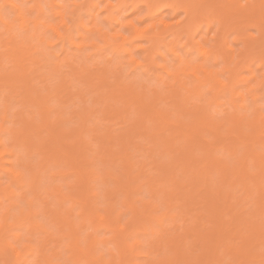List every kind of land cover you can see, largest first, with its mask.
Segmentation results:
<instances>
[{
  "label": "bare ground",
  "instance_id": "obj_1",
  "mask_svg": "<svg viewBox=\"0 0 264 264\" xmlns=\"http://www.w3.org/2000/svg\"><path fill=\"white\" fill-rule=\"evenodd\" d=\"M32 1L33 6L28 7V2L26 3L24 0H0V171L5 173L9 182L3 188L0 185V191L2 190L6 195L10 193L8 194L10 196L8 197L9 204L0 209V258L6 260L5 264H66L65 261H60L61 257L55 250L57 246L55 244L54 247L51 246L53 241L50 239L51 233L46 228L45 223L40 220L43 209H47L48 218H52L51 221H56L60 226L63 225L61 227L63 230L66 228L67 233L64 237L70 239L68 250L71 253L69 258H65L69 259L72 264H125L128 263L125 261L130 252L131 256L134 255L137 259L142 256L141 252L144 253V250H138L143 243L140 234L142 229L147 232L149 228L152 229V235L155 236L156 245L173 249L174 255L166 257L167 260H162L168 262V264H180L181 261H184L185 264H204V257L207 261L208 256L209 259L215 261L214 263L223 264L228 263L233 255L238 257L237 261L236 259L232 260L236 261L237 264H252V262L255 263L254 261H260V263L262 260L264 261V252L263 254H260L262 253L260 251L256 253L255 247L257 242L258 245L262 244L264 247V225L257 222V224H251L249 223V215L245 216L247 214L246 210L249 211L245 208L247 202H254L252 205L255 204V210L264 211V106L258 103L262 95L259 94L260 96H258L257 92L251 96L252 108H250L249 104L244 102L247 101V97L243 93H237L236 86L239 82L249 80V77H241V71L245 67H251V60L260 57V60L264 62V0H132L129 5V0H119L117 4L111 5L112 7L107 9L104 18L98 19L100 14H92L91 27L82 24L79 16H67L61 6L57 12L61 19L59 21L48 19L46 15L44 17V8L40 4V0ZM4 5L10 6L15 15L11 17L4 14L2 10ZM76 5L80 6L79 3ZM93 5L95 6L96 3ZM121 6L128 7L130 9L129 14L141 10H144V12L132 18L129 15L121 16L119 13ZM34 7H37L39 11L33 16L30 14V10ZM81 25L86 30V34L82 35V40L79 41L74 38V30H78ZM248 26H252L257 30H255L256 33L252 32L255 34L250 35L251 38L248 37L246 32ZM112 31L115 32L112 33ZM234 33L236 35L232 36ZM100 40L104 42V45L100 44ZM239 41L244 44L238 48ZM141 42L144 44H141ZM180 45L184 53L177 52ZM88 46L111 48L114 53L118 54L117 56L120 59H128L127 62L132 66L144 67L145 72H153L160 68L165 70L170 77L175 76L176 80L173 84L167 83L169 93L172 91L170 101L173 99L174 104L172 105L170 101L166 100L168 101V103L165 101L166 106L160 105L163 101L160 99L163 93L161 94L158 89L153 91L152 98L148 97L149 100H147V96L143 92H140L134 84L122 80L120 76L115 77L114 85L116 87L113 88L112 83L108 81L109 77L106 76L107 68L105 69V66H103L104 68L101 67L102 69H98L100 66H96L95 72V67L89 70L91 68H87L85 62L83 64L78 62L77 64V60L82 62L79 54ZM161 48H166L176 60H179L183 69L181 74L189 75L190 73L195 77L196 81L192 85L193 87L189 86L187 80L179 77L180 73L172 71L174 70V64L164 63L160 66L156 64L157 53L164 61L167 59L165 53L159 50ZM192 50H196L198 58H203L205 63L200 66H188L190 68L187 70L185 68L190 61L189 57L192 56ZM219 56L222 57L224 66L221 69L209 67L210 63L207 64V62L214 59L215 61L212 63V66H214V64H218ZM87 57L91 59V54H87ZM120 61L123 62V60ZM224 72H228V76L221 78L220 73ZM252 77H256V75ZM76 80L79 82L77 84H80L79 87L75 82ZM256 82L257 86L254 87L257 88L262 85L264 74L260 78L257 77ZM85 83L93 84L94 88H91V91H97L96 93L100 95H97L96 102L104 103L105 99L106 102L107 99L112 98L117 104L122 100L120 97L125 98L123 100L126 101V104L128 103L129 108L127 109L128 106L124 105V108L127 109L122 108L124 112L128 110L130 112V108L133 107V105L130 107L129 103L136 104L134 109L137 113L139 112V116L137 114L139 119L136 120V124L133 123V127L135 126L134 129L136 127L138 129L133 130V128H130V135L127 134L129 140L132 139V144H134L136 141L133 140L134 136L136 134L139 136L138 134L143 132L142 134L145 133L149 137L148 141L151 140L154 145L152 147L150 145L146 149L150 148V151L152 150L153 153L155 152L159 156L161 153L167 152L168 157L172 158L173 162L174 160L177 162V164H172L173 162L168 164L165 160L160 161L159 168L162 172L161 181L163 182H160V185L165 183L167 177H171L173 173L175 174L174 169L179 170L177 166H181L180 169L185 174L183 176L186 177V185H189L190 181V185H195V188H189L191 191L189 193H193V188L195 190L197 184L201 185V183L206 182L211 186L212 183L218 184L213 186H217V190H214L219 197L225 194V200H212L216 195L211 194L212 198L210 197V200L214 203L208 204L210 203V200H207L210 188L207 187L209 191H206V195L208 196L204 195L203 199H205L206 204L211 205L210 207L206 205L208 211H210L208 216L214 214L213 218L210 216L211 218L209 217L210 219L207 221L213 219L211 221L218 222L220 220L221 222L219 221L217 224L221 226H213L212 222L206 223L207 221L204 220L203 222V219L200 222L196 221L199 227L196 226L195 231L193 230L191 233L194 232L197 235L194 234L197 237L196 244L198 243V247H200L199 245L201 247L205 246L201 248V252L196 255L197 257L195 256L196 258H193V252L191 255L183 251L178 242L180 240L176 239L177 237L164 238V233L158 234V231L153 227V222H157L161 226L167 217H174L172 209H174L175 204L172 201V194H170L171 197L168 196L171 200L168 199L169 201L166 202L168 210L161 215H156L159 211L158 203L141 200L143 204L141 206L137 204L139 200L137 195L140 194L138 192L143 191L141 190L143 185H148L151 191L154 189L153 193L156 191L155 186L157 185L151 176L149 179L147 177V181L137 183L141 171L145 170L147 165L144 164V161L142 164L141 160L142 165H139V162L136 163L138 161V155L136 154L142 149L139 146L140 144L138 148H135L137 144L131 147L133 146L131 141H127L128 138H126L127 143L123 141L125 144L121 147L122 151L120 149L116 154V148H114V152L113 146L111 147L115 138L114 136L109 138V135H107L108 141L112 143H109L110 146L108 147H111L109 150L114 152V154L110 153L111 151L109 152L114 159L111 158V162L117 163L115 158L116 160L118 158L119 168L124 165L122 166L123 170L120 169L119 173H117L118 171L115 172L114 168L103 173L108 178V180L103 179V182L105 181L108 185L105 186L104 191L105 202L99 201L100 193L96 191V186L93 184L94 180L102 179V176L96 171L97 169L93 167V169H88L89 177L85 179L87 176L84 175V172L86 173L87 167H84L85 170L82 167L79 168L78 164H85L84 151L89 148L90 143L87 142L84 136L86 132L91 131L87 123L93 116H96V112H99L98 108L84 106L82 112H76L73 115L78 117V127L67 128L64 123L73 120L71 119L73 116L68 118L65 117L63 112L56 113V108L50 103L51 100L56 99L60 104H66L73 94L83 98L84 88L82 84ZM175 84L179 86V89ZM100 86H103V88ZM98 87L103 92L106 89L108 90L109 87L110 92L107 91L109 96L106 92V95L102 91L99 92ZM206 87L212 93L208 105L219 104L221 103L220 98L226 97L231 105L234 108L236 107L235 113L232 114L233 112H231L230 116L227 115L228 117H225L226 119L221 118L222 120H217L214 115H210L205 109V104L201 103L202 100L197 99V97L204 96L203 90ZM254 87L251 89L255 90ZM119 95L121 96L119 97ZM117 96L119 101L116 98ZM193 97L196 100H194L195 98L192 99ZM236 98L243 100L242 103H244H236V100H238ZM16 100L25 105L24 109L14 106L13 101ZM125 101H123L124 104ZM180 101H185V103L183 102L185 106L182 103L184 107L180 106ZM111 104L113 106L115 102H110V105L107 103L106 108L104 107L106 111H102L110 114L111 108H113V114L119 113V110V112L115 110L116 106L110 107ZM168 104H171V106ZM237 107H240V109H237ZM114 110L116 113H114ZM113 114L111 112L112 116ZM126 116L125 118H127ZM131 130H137V133L131 134L133 132ZM139 130H142V132H138ZM127 135L122 136V138L128 137ZM142 137L140 136V138ZM70 139H73V141H70ZM148 141L146 142L151 144ZM119 143H122V140ZM127 144H131V146L129 145L123 150V147ZM155 144L159 145L160 150L157 147V150L155 149ZM130 147L136 150L140 149L133 153L132 150L129 152ZM127 148H129L128 152H125ZM161 148L164 150H161ZM130 153L131 155L133 153V155L131 156ZM220 154L223 156L222 158ZM223 154L229 156L234 162L230 164L231 161L226 160L228 159L227 156L224 159ZM36 155H40V160H34ZM133 157L136 158V161ZM62 161L70 165L71 169L68 172L63 169L51 171L50 177L53 179L57 177L64 178L70 174H75V182L68 184L69 191H65L62 185L59 184L46 187V190L51 187L57 197L56 207L60 206L58 209L46 207V202L42 207L36 205L35 199L43 186V172L49 169L51 164L58 165ZM85 165L87 166V164ZM251 166L257 168V172L253 171L255 169H252ZM215 169L218 177H220L219 180L213 177ZM174 178L172 180L175 181L177 178ZM209 178L213 179L212 183H208ZM155 180L158 182L159 178ZM108 182L112 183L113 186H110ZM153 182L154 185H152ZM177 182L175 181L176 184H179ZM185 183L180 182V186ZM0 184H2L1 181ZM183 185L181 186L182 189L188 187ZM220 185L223 190L219 188ZM235 185L239 186V190H242L246 195L244 197L249 199L245 202L246 204L242 202L235 203L234 206L239 205L238 210H236V206L235 209H232L231 206L233 205L229 202L233 196L236 198L235 195L230 193L234 192ZM198 187L200 190V186ZM74 189L77 190V193L74 192ZM29 192H32V196L28 195ZM120 194H123L121 203L125 210H120L117 207L121 199H118L121 196ZM235 198L232 199L235 200ZM251 198L252 200H250ZM67 201L71 203L69 208H65L64 205ZM163 201H166L165 198ZM220 201L223 203H220ZM218 205L223 207L227 205L229 209L221 206L219 208ZM78 206L80 207L79 222L74 219V209ZM212 207L214 208L213 212H211ZM224 209L228 210V214H230L229 210L237 211L233 212L235 217L231 216L229 218L231 222L227 218H223L225 216L223 214L227 213ZM125 211L129 212L130 215L125 222L120 223L122 213H125ZM254 213L256 214V211ZM216 218L219 220H215ZM223 219L229 222H225ZM201 222L207 224L204 226L201 224L203 231L200 230L202 229ZM242 222L247 227L243 226ZM147 223L150 225L148 226ZM237 223L242 226L239 225V228ZM233 224L238 226L237 231L231 227L234 226ZM235 226L234 228H236ZM243 227L245 228L243 229ZM205 228H208L206 232ZM103 229L106 232H112V235L109 237L98 236ZM187 232L189 233V231ZM40 233L42 235H38ZM230 233L233 234L234 238L237 237L236 233L240 234L238 237L241 239V245H237V242H234L236 244L234 245L233 242H230V240L233 241L232 239L225 241L227 239L226 234L230 235ZM135 236L137 238H134ZM130 238H133L132 240L136 239L132 245L129 244ZM109 244H114L119 253L116 254L113 250L109 251L110 255L105 253L102 247ZM49 250L53 252L51 251L50 254L48 253ZM153 250V246L150 245L147 252L143 254L144 257H150ZM226 250H229L228 252L232 256L228 253V256H231L229 259L226 256L229 261L223 262V259H225L223 256L227 255L225 254ZM10 257L13 259L12 263L8 261ZM139 259L141 260V258ZM137 261L134 264H137ZM208 263L210 264V262ZM235 263L232 262V264Z\"/></svg>",
  "mask_w": 264,
  "mask_h": 264
},
{
  "label": "rangeland",
  "instance_id": "obj_2",
  "mask_svg": "<svg viewBox=\"0 0 264 264\" xmlns=\"http://www.w3.org/2000/svg\"><path fill=\"white\" fill-rule=\"evenodd\" d=\"M27 4H28V7L29 6H33L32 4H33V1L32 0H24ZM118 1L119 0H40V4L43 6V8H44V17H45V15H46V17L48 18V19H51V20H55V21H59L60 19H61V17L57 14V12H58V10H60V6L61 7H63V9L65 10V13H66V15L67 16H72V15H76V16H79L80 18H81V22H82V24H84V25H88V27H91L92 25V20H93V15H98V14H100V17H98V19L99 18H104L105 16H106V12H107V9L108 8H110V7H112L111 5H115V4H117L118 3ZM132 0H129V3H128V5L130 4V2H131ZM77 3H79L80 4V6H77L76 4ZM94 3H96V5L94 6L93 4ZM96 8V9H95ZM2 10H3V12H4V14H6V15H9V16H14L15 14H14V12H12L11 11V7L10 6H8V5H4L3 7H2ZM38 9H37V7H34V9H31L30 10V14L31 15H36L37 13H38ZM144 12V10L142 11H138V12H133V13H131V14H129L130 13V9L128 8V7H122L121 6V11L119 12L120 13V15L122 16V15H129V17L130 18H132V17H136V16H139V15H141L142 13ZM93 14V15H92ZM120 17V16H119ZM67 19H70V18H67ZM95 21V20H94ZM145 26H146V24H145ZM249 28H247V35H248V37L249 38H251L250 37V35H253V34H255L256 33V28H254V27H252V26H248ZM246 30V29H245ZM256 30V31H255ZM87 32H89V31H87ZM115 31H112V33H114ZM252 32H255V33H252ZM84 34H86V30L84 29V27L81 25L80 27H79V29L77 30V29H75L74 30V38L76 39V40H79V41H81L82 40V35H84ZM236 34L234 33V35H232V36H235ZM232 36H231V39H232ZM230 38V37H229ZM243 41V40H242ZM240 42L239 41V43L237 44V47L239 48V47H242L243 46V42ZM250 41V40H249ZM100 42V44L101 45H104V42L102 41V40H100L99 41ZM141 44H144L143 42H141ZM242 44V45H241ZM182 45V44H181ZM181 45L177 48V52H179V53H184V51L181 49ZM161 52H163V53H165V55H166V61H164L163 59H162V57L157 53L156 54V64L158 65V66H160V65H163L164 63H168V64H174V67H173V69L174 70H172V71H174L175 73H180V75H179V77H181V78H183V79H185V80H187V83L189 84V86L191 85H194V83H195V77L193 76V75H191L190 73H189V75H185V73L184 74H181L182 73V71H183V69H182V67H181V64H180V62H179V60H176L175 58H174V56H173V54H171L170 52H168L167 51V49L166 48H161V49H159ZM70 50L68 49V52H69ZM83 52L81 53V54H79L80 55V57L82 58V62H81V60H77V64H78V62H79V64L80 63H82L83 64V62H85V66L87 67V68H91V69H89V70H92V68L93 67H95V72H96V66L97 67H99L98 69H102L101 67H103V66H105V69L107 68V72H106V76H108L109 77V83H112L111 85H113V88L114 87H116L115 85H114V82H115V77L116 76H120L121 78H122V80H125L126 82H128V83H132V84H134L135 86H136V88L140 91V92H143V94H145L146 96H147V100H149V98L148 97H151V96H153V91H155L156 89H158L160 92H161V100H163V101H161L160 103V105H163V106H166V104L168 103V101H170L171 100V92L172 91H170V93H169V90L167 89V83L168 84H173L174 82H175V76L174 77H170L169 75H168V73L165 71V70H163V69H156L155 71H151V72H145L144 71V67H135V66H132V65H130V63L129 62H127L128 61V59L126 60V59H120V57L119 56H117L118 54H116V53H114L113 52V50L111 49V48H99V47H92V46H88L87 48H84V50H82ZM77 52V51H76ZM192 52L193 53H191L192 54V56H190L189 57V62L186 64V68L185 69H189L190 67H188V66H193V65H198V66H200V65H202V64H204L205 62V60L203 59V58H198V52L196 51V50H192ZM71 54H72V52H70ZM87 54H91V59H89L88 57H87ZM139 56H143V55H139ZM81 58H79V59H81ZM219 58V62H218V64H214V66H212V63L215 61L214 59H210L208 62H207V64H209L210 63V65H209V67H215V68H219V69H221L222 68V66H224V62H223V60H222V57L221 56H219L218 57ZM257 58V59H256ZM256 58H254L253 60H251V63L252 64H250L251 65V67L249 66V68H244V69H242V71H241V77H249V80H246L245 82H239L238 83V85L236 84V86H237V93H239V94H241V93H243L247 98V101H244V102H246L247 104H249V107L250 108H252V104H251V96H253L252 94H254L255 95V93H257L258 94V96H260L259 94H261L262 95V97L260 96V99L258 100V103L260 104V105H262V106H264V99H263V95H264V82H263V84L262 85H260V86H258L257 88L256 87H254L256 84H257V77L258 78H260L261 76H262V74H264V62L262 61V60H260V57H256ZM120 60H123V62L122 61H120ZM120 63H119V62ZM76 62V61H75ZM118 62V63H117ZM260 64H261V66H260ZM121 65V66H120ZM118 66V67H117ZM85 67V68H86ZM69 68V67H68ZM104 68V67H103ZM67 69V68H66ZM101 71V70H100ZM106 71V70H105ZM94 72V71H93ZM94 72V73H95ZM98 72V71H97ZM187 73L189 72V71H186ZM253 74V75H252ZM261 74V75H260ZM254 75H256V77H252V76H254ZM260 75V76H259ZM228 76V72H224V73H220V77L221 78H226ZM106 79H108V78H106ZM117 79V78H116ZM79 80V79H78ZM78 80H76L75 82H76V84L77 83H79L78 82ZM80 81V80H79ZM107 81V80H106ZM55 82V81H54ZM85 82H87V81H85ZM108 84V83H107ZM78 85V87H79V85L80 84H77ZM109 85V84H108ZM129 85H131V84H129ZM176 85V84H175ZM82 86H83V88H84V94L82 95V97L83 98H81L80 96H76L75 94H73L72 96H71V98H70V100H69V102L68 103H66V104H60L59 103V101H57L56 99H54V100H51L50 101V103H51V105H53L55 108H56V113H58V112H63L64 113V115H65V117H68L69 118V116H73L76 112L77 113H80V112H82V108L84 107V106H86V107H88V108H90V107H94V108H98L97 110L99 111V112H96V116H93L92 117V119H90V121L87 123V126L88 127H90L89 129H91V131H89V132H86L85 133V138H86V140H87V142H89L88 144H89V148L87 149H85V151H84V153H85V157H84V159H85V164H87V166L85 165V164H78V167L79 168H83V169H85L84 167H87V170H86V173L84 172V175L85 176H87L85 179H88V177H89V171H88V169H90V168H95V169H97L96 171H98V174L100 175V176H102L101 178L102 179H97L96 181L94 180L93 181V184L96 186V191L98 192V193H100L99 195V201L100 200H102L101 202H103L105 199H104V191H105V189H106V187L105 186H108V185H106V183H105V181L103 182V179H106V180H108V178L106 177V176H104L105 174H103V173H105L106 172V170L108 171V169L109 170H113V168H114V170H115V172H117V173H119L121 170H123V168H122V166L124 165H121L120 166V168H119V161H117V160H119L118 158H117V160H116V158H115V162H117V163H114V161H112L111 162V160L113 159L112 158V156H110V153H113L114 154V152H115V150L117 151L116 152V154H118V152L120 151V149H121V147H122V145H124L125 144V142L127 143V141H131V140H129V136L128 135H130V133H129V130H130V128L132 129L133 128V130H135V129H138L137 127L134 129V127H133V123H135L136 122V120L137 119H139V118H137L138 116H139V112L137 113V111L134 109V106H136V104H133V103H129V105H130V107L133 105V107H131L130 108V112H124L123 111V109L124 110H127L128 108H129V106L126 104V101L125 100H123V99H125V98H121L120 96L121 95H119V97H120V99H122L123 101H125V104H124V102L122 101V100H120V102L118 103L117 102V104H116V101L115 100H113L112 98H110V99H112V100H110V99H107V103L110 105V102H115V104L112 106V104H111V106L110 107H115L116 106V108H115V110H116V112H119V113H116L115 112V110H114V113H116V114H113V108H111L112 110H111V112H112V114H113V116L111 115V112H110V114L108 113V114H106L104 111H106V109L104 110V107L105 106H107L106 104V102H105V100H104V103L103 102H101V103H99V102H96L97 100H95L98 96H100V95H98L96 92L97 91H94V90H92L91 91V88H94V86H93V84L91 85V83L89 84V83H85L84 85L82 84ZM92 86V87H91ZM110 86V85H109ZM177 86V88L179 89V86L178 85H176ZM175 86V87H176ZM252 86V87H251ZM257 86V85H256ZM101 88H103V86H100ZM100 87H98V90H99V88ZM104 87H106V86H104ZM193 87V86H192ZM256 88L255 90H252L251 88ZM249 88H250V90H249ZM106 89V88H105ZM116 89V88H115ZM117 89H119V88H117ZM205 90H203L204 91V96L202 97V96H200V97H197V99L198 100H202L201 101V103L202 104H205V109H207V111H208V113L210 114V115H214L216 118H217V120L218 119H221V118H225V117H228L227 115H229V114H231V112H233L232 114H234L235 112L234 111H236V107L234 108L232 105H231V103L229 102V99L228 98H226V97H221L220 98V102L221 103H219V104H211V105H208V102H210L209 101V99L211 100V97H212V93H210L209 91H208V88L206 87V88H204ZM97 90V89H96ZM108 90H109V92H110V88L108 87ZM107 89H106V91H102L101 89L99 90V92L100 91H102L103 93H104V95H106L108 92ZM111 90H112V87H111ZM166 90V91H165ZM167 90H168V92H167ZM253 91V93H252V91ZM86 91V92H85ZM251 91V92H250ZM101 92V93H102ZM105 92H106V94H105ZM121 92V91H120ZM119 92V93H120ZM123 92V91H122ZM102 93V94H103ZM124 93V92H123ZM183 93V92H182ZM184 93H185V91H184ZM249 93H251L250 95H249ZM96 94V95H95ZM101 94V95H102ZM122 94V93H121ZM75 95V96H74ZM98 95V96H97ZM104 95H102V96H104ZM108 96H109V93L107 94ZM101 96V97H102ZM108 96H107V98H108ZM165 96V97H164ZM168 96V97H167ZM105 97V96H104ZM104 97H103V99H104ZM119 97L117 96L116 98H117V100L119 101ZM74 98V99H73ZM85 98V99H84ZM106 98V97H105ZM115 98V99H116ZM152 98V97H151ZM164 98H165V100H164ZM167 98H169V99H167ZM195 97H193L192 99H194ZM98 99V98H97ZM101 99V98H100ZM103 99H102V101H103ZM228 99V100H227ZM236 99H238V100H236V103H242V101L243 100H241V99H239V98H236ZM245 99V100H246ZM166 100H168V101H166ZM181 100V99H180ZM184 100V99H183ZM194 100H196V98L194 99ZM197 100V102L199 103V101ZM96 103H95V102ZM98 101H100V100H98ZM109 101V102H108ZM165 101L167 102V103H165ZM14 102V106H16V107H18V108H21V109H24V107H25V105H23V103H21V102H18L17 100L16 101H13ZM127 102H129V101H127ZM173 102V99H172V101H170V103L173 105L174 104V102ZM181 102V101H180ZM185 103V101H182L181 102V105L180 106H182V103ZM191 102V101H190ZM193 102V101H192ZM204 102V103H203ZM243 102V103H244ZM183 103V104H184ZM196 103V102H195ZM197 103V104H198ZM201 103H199V104H201ZM242 103V104H243ZM171 104H168V105H170L171 106ZM201 104V105H202ZM108 105V106H109ZM124 105H127L126 107H127V109L126 108H124L125 106ZM187 105H189V104H187ZM201 105H199V106H201ZM237 105V104H236ZM241 105V104H240ZM184 106H185V104H184ZM184 106H182V107H184ZM238 106H239V104H238ZM120 108V109H118V108ZM190 107V106H189ZM106 108V107H105ZM123 108V109H122ZM137 108V107H136ZM91 109H93V108H91ZM107 109H108V107H107ZM122 109V110H121ZM187 109V108H186ZM237 109H240V107H237ZM102 110H104V111H102ZM119 110V111H118ZM108 111V110H107ZM176 111V110H175ZM263 111H264V108H263ZM109 112V111H108ZM98 113V114H97ZM118 114V115H117ZM137 114H138V116H137ZM54 115H56V114H54ZM115 115H117V116H115ZM126 115H128L129 117H127ZM125 116L127 117V118H125ZM230 116V115H229ZM70 117V118H71ZM215 118V119H216ZM71 119H73V120H70V121H68V122H66V123H64V126L65 127H67V128H70V127H74V126H77L78 127V117H74L73 116V118H71ZM185 119L186 120H188L187 119V117H185ZM226 119V118H225ZM125 120H128V121H125ZM185 120V121H186ZM222 120V119H221ZM90 124V125H89ZM136 124V123H135ZM138 125V124H137ZM136 125V126H137ZM93 127V128H92ZM133 130H131V132L133 131ZM137 131V130H136ZM136 131H133L131 134H133L134 132H136ZM111 133V135H110V133ZM138 132H142V130H139ZM129 133V134H128ZM137 133V132H136ZM143 133V132H142ZM142 133H139L138 135L139 136H137V134L134 136L135 138H133V140L135 141H133L134 142V144L136 145H134V144H132V141H131V144L133 145V146H131V144H129L131 147H134L135 146V148L137 147L138 148V145L142 148L139 152H137V150H139V149H135V148H131V149H129V148H127V151H125V152H128V149H129V152H130V150H132L133 151V153H136L137 152V154L136 155H138L137 157V160L138 161H136V158H134L135 160L134 161H136V163H138L139 162V165H142L143 164V161H144V164L146 163L147 165H146V167H145V170H142L141 171V174H140V178H139V181L137 182V183H141V182H143V181H147L149 178H151L152 177V179L154 178V181H155V184L157 183V185L155 186L156 187V191L153 193V191H154V189H153V191H151L150 190V187L148 186V185H143V187H141L142 189L141 190H143V191H140V192H138V193H140L139 195H137V198L139 199L138 200V202H137V204L139 205V206H141L142 204H143V202L142 201H153L154 203H158L157 205H159L158 207H159V211H157V213H156V215L157 214H159V215H161V214H163L164 212H166L168 209H167V206L166 205H168V204H166V202L167 201H169L168 199H170L171 200V196H170V194H172L173 196H172V198H173V203L175 204L174 206V209H172V214L174 215V217H167L166 219H165V222H163V224L161 225V226H159L158 225V223L157 222H153V227L155 228V230L156 231H158V234H163L164 233V238H168V239H172L173 237L174 238H176L177 240H180V241H178L179 242V244L181 245V247H182V249H183V251H186V253L187 254H191L192 255V252H193V258H196L197 256L196 255H199V253L201 252V248L203 247H201V245H199L200 247H198L197 246V244H196V241H197V235L193 232V233H191L193 230L195 231V227L197 226V227H199V224H197L196 223V221L198 220L199 222H200V220L202 221V219H203V222H204V220H208V219H210L213 215H211L210 214V216H208V214H209V212L210 211H208V207L207 206H209L208 204H213L214 202H211V200H210V197L212 198V196H211V194L212 195H216V191L215 190H217V186L216 187H214L213 185H218V184H214V183H212V181H213V179L212 178H209L207 181H208V183H212L213 185L211 186L210 184L208 185V184H206V182L205 183H201V185H199V184H197L196 186H197V188L194 190V188H195V185L194 186H192V184L190 185V182H189V185L187 184L186 185V183H185V179H186V177H184L185 176V174L184 173H182V169H180V168H182L181 166H177L178 167V171H176V169H174L175 171V174L173 173L172 174V176L173 175H176V176H171L172 177V179L175 177V178H177L175 181L177 182V180H178V182L177 183H179V184H176L175 183V181L174 180H172L171 179V177H167L166 179H165V185L163 186L162 184V187H161V185H160V182H162L161 180H162V172H161V170H160V168H159V163H160V161H162V160H165V161H167L168 162V164L169 163H172L173 161H172V158H169L168 157V153L167 152H164V153H161V155L159 156L158 154H156L155 152L153 153V151L151 150H149V149H146V148H148V146H150V147H152V143H151V140L150 141H148L149 140V137L144 133V134H142ZM128 134V135H127ZM135 134V133H134ZM107 135H109V138H111V136H114V140H113V142H114V144H112V143H110L109 141H108V137H107ZM125 135H127L128 137H123L122 138V136H125ZM142 135H143V137H142ZM140 136L142 137V138H140ZM131 137H133V136H131ZM126 138H128L127 139V141H126ZM113 139V138H112ZM111 139V140H112ZM146 139V140H145ZM120 140H122V143H123V141H125L123 144L122 143H119L118 144V142H120ZM70 141H73V139H70ZM74 141H75V139H74ZM107 141H108V143H107ZM146 141H148V142H150L151 144H148ZM136 142H138V143H136ZM140 142V143H139ZM68 143H69V139H68ZM109 143L110 144H112L111 145V147H112V149L114 150V148H116L115 150H114V152H113V150L111 151V150H109V149H111V147H108V146H110L109 145ZM129 143V142H128ZM117 145V146H116ZM129 145L127 144V145H125L124 147H123V150H124V148H126V147H129ZM105 146H106V148H105ZM120 146V147H119ZM154 146V145H153ZM159 146V145H158ZM158 146H157V144H155V149L157 150V148H158ZM88 147V146H87ZM157 147V148H156ZM154 148V147H153ZM134 149L136 150L135 152H134ZM87 150V151H86ZM109 150V151H108ZM154 150V149H153ZM158 150H160V147L158 148ZM161 150H164L163 148H161ZM104 151V152H103ZM105 151H106V153H107V155H106V153H105ZM111 151V152H110ZM121 151H122V149H121ZM131 151V152H132ZM155 151V150H154ZM88 152V153H87ZM110 152V153H109ZM133 153H132V155H133ZM147 155H146V154ZM220 153V152H219ZM219 153L217 154L218 156H219ZM222 153V152H221ZM102 154V155H101ZM120 154H121V152H120ZM119 154V155H120ZM112 155V154H111ZM118 155V156H119ZM122 155V154H121ZM130 155H131V153H130ZM131 155V156H132ZM146 155V156H145ZM152 155V156H151ZM158 155V156H157ZM224 156H225V154H223ZM104 156V157H103ZM149 156V157H148ZM220 156H221V158L223 157L221 154H220ZM227 156V155H226ZM226 156L224 157V159H226ZM103 157V158H102ZM109 157V158H108ZM153 159H152V158ZM40 155H36V156H34V160H40ZM107 158V159H106ZM112 158V159H111ZM227 158L228 159H226L227 161L228 160H230L231 162H229L230 164L231 163H233L234 162V160L232 161L231 160V158H229V156H227ZM105 159V160H104ZM110 159V160H109ZM155 159V160H154ZM114 160V159H113ZM140 160H141V162H142V164L140 163ZM153 160V161H152ZM81 161V160H80ZM148 161V162H147ZM164 161V162H165ZM94 162V163H93ZM93 163V164H92ZM111 163H114V164H111ZM121 163V162H120ZM89 164V165H88ZM116 164V165H115ZM119 164V165H118ZM172 164H177V162H175V160H174V162L172 163ZM114 165V166H113ZM138 165V164H137ZM252 167V166H251ZM250 167V168H251ZM92 168V169H93ZM118 168V169H117ZM174 168H176V167H174ZM255 169V167H252V169ZM60 169H63V170H67L66 172H68V170H70L71 168H70V165H68L65 161H62L60 164H58V165H53V164H51L50 166H49V169H47L46 171H44L43 172V177H44V180L42 181V189L40 190V192L38 193V196H37V198L35 199V202H36V205H38V206H43V205H45V202H46V207H49V208H59L60 206H57L56 207V204H57V202H58V199H57V197L55 196V194L53 193V190H52V188L51 187H49L48 188V190H46V187L47 186H51V185H55V184H59V185H62V187H63V189L65 190V191H69V187H68V184H70V183H74L75 182V180H76V175L74 174H70V175H68V176H66V177H64V178H60V177H57V178H51L50 177V173H51V171H56V170H60ZM82 169V171H84ZM121 169V170H120ZM251 169V170H252ZM257 169V168H256ZM253 170V171H256L257 172V170ZM49 170V171H48ZM88 171V172H87ZM252 171V172H253ZM140 172V171H139ZM139 172H137V173H139ZM150 172V173H149ZM215 172H216V169H215ZM214 172V176L213 177H215L217 180H219L220 179V177H218V174H217V172L215 173ZM147 174V175H146ZM148 174H150V175H148ZM107 175V174H106ZM166 175V174H165ZM184 175V176H183ZM145 176V177H144ZM151 176V177H150ZM104 177V178H103ZM106 177V178H105ZM143 177V178H142ZM147 177H148V179H147ZM164 177V176H163ZM166 177V176H165ZM164 177V178H165ZM91 178V177H90ZM156 178H159V180H157L158 182H156ZM164 178H163V180H164ZM174 178V179H175ZM179 178H181V179H179ZM214 178V179H215ZM219 178V179H218ZM145 179V180H144ZM168 180V181H167ZM202 180V179H201ZM217 180H215V181H217ZM0 181H1V183L2 184H0V185H2L1 186V188H3V187H5V185L6 184H8L9 182H8V177L5 175V173L4 172H2V171H0ZM166 181H167V183H166ZM172 181H174L173 183H175V184H173V183H171ZM182 182V183H185L184 185H186V186H188L187 188L186 187H184L185 189H182V185L183 184H181V186H180V182ZM214 181V182H215ZM186 182H188V181H186ZM201 182V181H200ZM203 182V181H202ZM218 182V181H217ZM109 183V185L110 186H113V184L111 183L110 184V182H108ZM163 183V182H162ZM216 183V182H215ZM221 183V182H220ZM219 183V184H220ZM203 184H205V185H203ZM152 185H154V182H153V184ZM159 185H160V187H159ZM181 187L180 189H178L179 187ZM183 185V186H184ZM208 185V186H207ZM222 185V184H221ZM221 185L219 186V188L221 189L222 187H221ZM169 186V187H168ZM198 186H200V190H199V187ZM204 186V187H203ZM223 186V185H222ZM15 187V186H14ZM154 187V188H155ZM165 187V188H164ZM175 187V188H174ZM178 187V188H177ZM191 187H194L193 188V193H189V192H191L190 190H189V188H191ZM207 187H209L210 188V192L208 193V195H206L207 193H206V191H209L208 190V188ZM224 187V186H223ZM16 188V187H15ZM169 189V190H168ZM215 189V190H214ZM162 190V191H161ZM173 190V191H172ZM186 190V191H185ZM189 190V191H188ZM198 190H199V192H198ZM202 190V191H201ZM222 190H223V188H222ZM18 192H19V190H17ZM170 191H172V192H170ZM231 191V190H230ZM233 191L234 192H230V193H232L233 195H235L236 196V198L233 196L232 198H235V200H233L232 198L229 200V202H231L232 203V205L233 206H231L232 207V209H235V206H236V210H238L237 208H238V206L237 205H235L234 206V204L235 203H240V202H242V203H245V202H247L249 199H246V197H244V196H246L245 195V193L244 192H242V190H239V186H237V185H235V187L233 188ZM74 192L75 193H77V190L76 189H74ZM170 192V193H169ZM175 192H177V193H175ZM201 192V193H200ZM137 193V194H138ZM224 193V192H223ZM8 194H10V193H7V195L1 190L0 191V209H3L4 207H6V205H8L9 204V198L8 197H10ZM165 194V195H164ZM244 194V195H243ZM28 195H30V196H32V192H29L28 193ZM103 195V196H102ZM121 196H119V198L118 199H120V201H119V203H118V205H117V207H118V209H120V210H125V209H123V205H122V203H121V200H122V198H123V194H120ZM198 195V196H197ZM208 196V198H207V200L209 199L210 200V203H208V204H206V201H204L205 199H203L205 196ZM154 196V197H153ZM163 196V197H162ZM168 196H170V197H168ZM189 196V197H188ZM193 196V197H192ZM204 196V197H203ZM140 197V198H139ZM166 197H168V198H166ZM178 197V198H177ZM238 197V198H237ZM101 198V199H100ZM165 198V202L163 201V199ZM243 198V199H242ZM162 199V200H161ZM196 199V200H195ZM202 199V200H201ZM217 199H221V200H225V194H222V196L221 197H219L218 195H216V196H214L213 198H212V200H217ZM237 199H239V201H237ZM142 200V201H141ZM208 200V201H209ZM250 200H252V198L250 199ZM171 201V202H172ZM100 202V203H101ZM105 202V201H104ZM228 202V203H229ZM251 202V201H250ZM163 205H162V204ZM189 203V204H188ZM220 203H223V202H221L220 201ZM238 203V204H239ZM254 203V202H253ZM252 202L251 203H249V202H247V204H246V206H245V208L246 209H249V211L247 212V210H246V213L247 214H245V216H247V215H249L248 217H250V222L249 223H251V224H263L264 225V211L262 212V211H260V210H255V207L256 206H254V205H252L253 204ZM103 204V203H102ZM102 204H101V206H102ZM195 204V205H194ZM199 206H198V205ZM204 204V205H203ZM217 204V203H216ZM227 204V203H226ZM244 204V205H245ZM65 208H69L70 207V205H71V203L69 202V201H67V202H65ZM104 205V204H103ZM207 205V206H206ZM222 205V204H221ZM220 205V206H221ZM229 205H230V203H229ZM203 206V207H202ZM211 206V205H210ZM209 206V207H210ZM219 206V205H218ZM220 206H219V208H220ZM221 207H223V206H221ZM227 208V207H229V206H224L223 208ZM176 209V210H175ZM205 209V210H204ZM213 207H212V211L211 212H213ZM227 209H229V208H227ZM225 210L224 209V211L226 212L227 211V213H225V214H223V215H225L223 218H227V220H229L230 221V219L229 218H231V216H234L235 214H233V212L234 211H236V210H229V213L230 214H228V210ZM47 210V209H46ZM45 209H43V211H42V215L40 216V220L43 222V223H45V225H46V228L50 231V233H51V236H50V239H52L53 241H52V243H51V246H53L54 247V244L57 246V248L55 249V250H57V253H59L58 255L61 257V259H60V261H65V263L66 264H69V259H66L67 257L69 258V254L71 253L70 252V250H68V248H69V238L68 237H64L66 234L65 233H67V231H66V228H65V230H63L61 227L63 226H60L56 221L54 222V221H51V219L52 218H48V212L46 211ZM211 210V209H210ZM44 211H45V213L47 214V216H46V214L44 213ZM79 211H80V207L78 206L76 209H74V219L77 221V222H79L80 221V218H79V216H78V213H79ZM127 211V210H126ZM125 211V213H122V221L120 222V223H123V222H125L126 220H127V218H128V216L130 215L129 214V212L127 213ZM223 211V210H222ZM253 211V212H252ZM256 211V214L254 213ZM237 212V211H236ZM176 213V214H175ZM252 213H253V215H252ZM202 214V215H201ZM205 214H206V216H205ZM233 214V215H232ZM200 215V216H199ZM229 217H228V216ZM257 215V216H256ZM201 217V218H200ZM210 217V218H209ZM216 217V216H215ZM235 217V216H234ZM252 217V218H251ZM213 218V217H212ZM218 218H216L215 220H217ZM225 219H223L225 222H229V221H226ZM211 220H213V219H211ZM205 221L206 223H208V222H212L211 224L213 225V226H216V225H218L219 226V224H217V223H219V221L218 222H213V221ZM197 221V222H198ZM233 221H235V220H233ZM239 222H240V220H238ZM203 222H201L200 223V225L202 224L203 226L204 225H207V224H204ZM221 222V221H220ZM231 222V221H230ZM237 222V221H236ZM244 222V221H243ZM242 222V223H243ZM257 222V223H256ZM262 222V223H261ZM195 223H196V225H195ZM213 223H216V224H213ZM233 223V222H232ZM241 223V224H242ZM221 224V223H220ZM226 224H228V223H226ZM234 224H236V223H234ZM233 224V225H234ZM147 225L149 226L150 224L149 223H147ZM201 225V228L203 227ZM230 225V224H229ZM237 225L239 226L240 225V223L238 224L237 223ZM235 226L236 228H234V226H231V227H233V229H235L236 231L238 230L237 228H238V226ZM209 226V225H208ZM208 226H206V227H208ZM213 226H211L212 228H213ZM217 226V227H218ZM221 226V225H220ZM219 226V227H220ZM240 226H242V225H240ZM240 226H239V228H240ZM243 226H245V227H247L244 223H243ZM210 227V226H209ZM245 227H243V229L245 228ZM214 228H216V227H214ZM264 228V227H263ZM197 229H199V228H197ZM206 229H208V228H205L204 230H205V232L207 231ZM210 229V228H209ZM217 229V228H216ZM215 229V230H216ZM91 231H92V229H90ZM200 230H202L203 231V228L202 229H200ZM210 230H212V229H210ZM210 230H208V231H210ZM247 230V228L245 229V231ZM187 231H189V233H190V235H189V233L187 232ZM213 231V230H212ZM197 232H198V230H197ZM196 232V233H197ZM232 232H233V230H232ZM188 233V234H187ZM235 233V232H234ZM84 234V233H83ZM194 234L196 235V236H194ZM38 235H42L41 233L40 234H38ZM112 235V232H106V230H102V231H100L99 232V235L98 236H100V237H103V236H105V237H109V236H111ZM167 235V236H166ZM188 235V236H187ZM226 235H227V237H226ZM225 235V237L227 238L225 241H229L230 239H232L233 241H231L230 240V242L232 243L233 242V244H234V242L236 243L237 242V245H239L241 242H240V237H238V236H240V234L238 235L237 233H236V236L237 237H233L232 235L233 234H231L230 233V235H228V234H226ZM85 236V235H84ZM136 236H139V235H136ZM134 237V238H137V237ZM194 237H196V238H194ZM229 237V238H228ZM139 238V237H138ZM234 238V239H233ZM133 239V238H132ZM131 238H130V241H129V244L130 245H132V243L136 240V239H134V240H132ZM140 239H141V242L143 241V243H142V247H140L138 250L140 251V249H142V251L144 250V253L145 252H147V250L149 249V247H150V245L151 246H153V253L150 255V257H144V253L143 252H141L142 253V256L141 257H136L137 259H135V257H134V255H132L131 256V252L130 253H128V254H130V255H128V257H127V259H126V261L125 262H128V263H125V264H134L137 260V264L139 263V264H141V263H143V264H149L148 262H150L151 264H168V262H166V261H162L163 259L165 260L166 259V257H170V256H173L174 255V251H173V249L172 248H169V247H166V246H159V245H156V242L154 241L155 240V236L154 235H152V229L151 228H149L148 230H147V232H144L143 231V229H142V232H141V234H140ZM196 239V240H195ZM181 242V243H180ZM224 242V241H223ZM258 243V242H257ZM256 243V250H257V252L256 253H258V251H260V252H262L261 250L262 249H264V247L262 246V244L260 245H258ZM203 245V244H202ZM234 245H236V244H234ZM241 245V244H240ZM257 245H258V247H257ZM259 246H261V247H259ZM160 247V248H159ZM205 247V246H204ZM203 247V248H204ZM102 249L105 251V253H109V255H110V250H113V252L114 253H116V254H118L119 253V251H118V248L114 245V244H109L108 246H103L102 247ZM259 249V250H258ZM255 250V251H256ZM52 250H49L48 251V253H52L51 252ZM160 251V252H159ZM229 251V250H228ZM227 250H226V252H225V254H227V255H224L223 257L225 258V259H223L224 261L223 262H228L229 260V262L228 263H223V264H232V262L233 263H235L236 261H237V259H238V257H236V255H233V258L231 257L232 255H231V253H229ZM126 252V251H125ZM129 252V251H128ZM191 252V253H190ZM259 252V253H260ZM195 253V254H194ZM228 253H229V255H231V256H228ZM127 254V253H126ZM260 254H263V252L262 253H260ZM107 255V254H106ZM109 255H107V256H109ZM58 256V257H59ZM131 257V259L129 260V258ZM155 256V257H154ZM196 256V257H195ZM226 256L228 257V259L226 258ZM236 258H235V257ZM66 257V258H65ZM133 257V258H132ZM139 258H141V260L139 259ZM154 258V259H153ZM210 257L208 256L207 257V261H206V257H204V260H203V263L204 264H209L208 262H210V264H218V263H214L215 261H212V259H209ZM8 259V258H7ZM145 260V262H144V260ZM153 259V260H152ZM156 259V260H155ZM208 259H209V261H208ZM236 259V261L234 262V261H232V260H235ZM128 260V261H127ZM135 260V261H134ZM155 260V261H154ZM159 260H160V263H159ZM167 260V259H166ZM212 261V263H211V261ZM8 261L10 262V263H12V261H13V259L10 257L9 259H8ZM66 261H69L68 263L66 262ZM195 261V260H194ZM263 261V260H262ZM5 262H6V260L5 259H2V258H0V264H5ZM154 262V263H153ZM163 262V263H162ZM193 262V261H192ZM255 263H253L252 262V264H259L260 263V261H258V262H256V261H254ZM70 264H72L71 262H70ZM180 264H185L184 263V261H181V263ZM220 264V263H219ZM235 264H237V263H235ZM260 264H262V262L260 263Z\"/></svg>",
  "mask_w": 264,
  "mask_h": 264
},
{
  "label": "snow or ice",
  "instance_id": "obj_3",
  "mask_svg": "<svg viewBox=\"0 0 264 264\" xmlns=\"http://www.w3.org/2000/svg\"><path fill=\"white\" fill-rule=\"evenodd\" d=\"M262 252H264V249H262ZM262 264H264V261H262Z\"/></svg>",
  "mask_w": 264,
  "mask_h": 264
}]
</instances>
